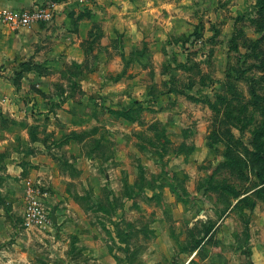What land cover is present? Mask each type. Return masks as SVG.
Listing matches in <instances>:
<instances>
[{"label": "rangeland", "instance_id": "374dc122", "mask_svg": "<svg viewBox=\"0 0 264 264\" xmlns=\"http://www.w3.org/2000/svg\"><path fill=\"white\" fill-rule=\"evenodd\" d=\"M9 7L53 17L0 27V264H264V0Z\"/></svg>", "mask_w": 264, "mask_h": 264}, {"label": "built area", "instance_id": "2783aa9c", "mask_svg": "<svg viewBox=\"0 0 264 264\" xmlns=\"http://www.w3.org/2000/svg\"><path fill=\"white\" fill-rule=\"evenodd\" d=\"M82 2V0H79ZM53 14L50 8L38 7L21 9L4 7L0 9V27L4 26L11 30L29 27L32 24L52 20ZM24 205V217L28 224L46 226L50 218L43 205L39 190L28 187L26 190Z\"/></svg>", "mask_w": 264, "mask_h": 264}, {"label": "crops", "instance_id": "0c3cea01", "mask_svg": "<svg viewBox=\"0 0 264 264\" xmlns=\"http://www.w3.org/2000/svg\"><path fill=\"white\" fill-rule=\"evenodd\" d=\"M16 1H20V0H0V9L1 8H4V7H9L10 5H12L13 3H16ZM22 1V0H21ZM126 5V4H125ZM129 6H132V5H130V3L128 4ZM133 7V6H132ZM132 7H131V9H132ZM10 8V7H9ZM107 10H109V8H107ZM125 10V9H124ZM111 12H113V13H116V14H119V15H123L124 14V12L123 13H120V11L118 10V7H115V8H113V9H111L110 10ZM130 16H133V14H129V17ZM118 18H120L119 16H117L116 17V19H118ZM37 25V24H36ZM6 28V27H5ZM127 31H125V29H123L124 30V32H125V34L126 35H128V36H130L131 34H134L135 33V31L137 30V27H136V25H127ZM4 32H7V31H3L2 33H4ZM8 39H10V37H8V36H1V44H2V42H4V41H6V40H8ZM5 140L4 139H2V140H0V145L4 142ZM2 164H4V162L2 163Z\"/></svg>", "mask_w": 264, "mask_h": 264}, {"label": "trees", "instance_id": "16d2710c", "mask_svg": "<svg viewBox=\"0 0 264 264\" xmlns=\"http://www.w3.org/2000/svg\"><path fill=\"white\" fill-rule=\"evenodd\" d=\"M263 190H264V181L263 183L259 186V188L256 190L257 192V196L258 197H263L264 194H263Z\"/></svg>", "mask_w": 264, "mask_h": 264}, {"label": "water", "instance_id": "95a60500", "mask_svg": "<svg viewBox=\"0 0 264 264\" xmlns=\"http://www.w3.org/2000/svg\"><path fill=\"white\" fill-rule=\"evenodd\" d=\"M52 221L55 222V216L54 215H52Z\"/></svg>", "mask_w": 264, "mask_h": 264}]
</instances>
